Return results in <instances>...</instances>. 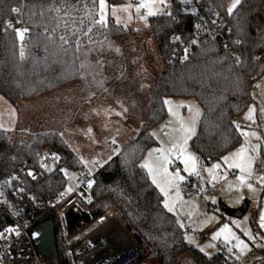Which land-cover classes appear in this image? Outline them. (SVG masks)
Here are the masks:
<instances>
[{
    "label": "trees",
    "instance_id": "16d2710c",
    "mask_svg": "<svg viewBox=\"0 0 264 264\" xmlns=\"http://www.w3.org/2000/svg\"><path fill=\"white\" fill-rule=\"evenodd\" d=\"M197 5L194 15L171 0L166 11L148 18L162 70L153 82L146 128L92 173L91 200H81L85 206L73 204L61 216L50 203L66 186L62 168L77 170L83 164L57 131L30 132L22 141L0 131V182L14 190L8 191L11 208L0 200V232L16 227L30 235L52 220L60 264H69L65 237L114 210L140 248L131 264H178L186 253L202 264H229L224 253L209 257L188 246L178 219L142 167L147 150L157 144L153 128L166 119L169 97L199 103L202 114L191 146L202 163L220 159L243 139L234 120L254 102V84L264 74V69L258 72L264 65V0H241L231 14L229 0H197ZM216 14L222 16L221 26L212 33L208 20ZM99 18V0H0V94L12 104L32 102L83 82L88 61L90 74L105 58L108 42L135 32L113 21L101 27L94 23ZM18 29H27L22 41ZM44 150L55 151L59 160L42 167L38 154ZM256 168L261 169L259 160ZM34 170L38 175L31 178L28 172ZM250 223L258 235L256 212ZM259 250L257 263L264 264V243Z\"/></svg>",
    "mask_w": 264,
    "mask_h": 264
},
{
    "label": "rangeland",
    "instance_id": "374dc122",
    "mask_svg": "<svg viewBox=\"0 0 264 264\" xmlns=\"http://www.w3.org/2000/svg\"><path fill=\"white\" fill-rule=\"evenodd\" d=\"M188 1L190 4L193 2V0ZM104 2L103 11L106 22L109 20L117 22L119 17L122 25L138 29L136 40L130 48L132 51L138 50L140 58L130 61L128 67L130 66L140 76L148 78L149 84H142L140 91L136 89L137 81L130 84L131 87L120 82L122 84L120 87L105 88L98 81L105 82L102 75L96 77L98 79L92 77L91 81L87 82L88 67H90L87 60L88 67L84 70L83 82L68 86L76 85L75 88L61 89L32 102L17 103L23 109V113L19 131L10 134L13 140H25L30 132L54 130L63 137L80 161L91 157L100 158L96 160L103 165L110 160L106 157L102 159L107 149L112 154L111 158L119 152L107 144L111 141L124 144L128 134L130 137L137 134V130L134 129L137 125L136 121L150 109V98L154 88L151 80L159 75L160 55L156 41L148 30V18L151 16H147V13L139 15L131 0H123L117 4H109L108 0ZM232 3L233 0H229L228 8ZM170 4L171 0H164L162 4H153L152 10L159 9L158 13H163ZM125 8L127 11H122ZM145 9L148 12V9ZM191 13H197L194 4H192ZM141 16H147V19H141ZM143 50L149 56H143ZM263 69L264 65L258 72ZM253 97L254 102L234 120L243 135L241 143L220 159L208 164L201 162L191 146V140L197 132L202 114L199 103L194 98H167L166 100L171 102L166 104L167 117L153 128L157 144L147 150L142 161L143 165L149 164L157 181L165 188L167 195L157 187L163 195V204L167 202L172 207V211L165 208L176 216L182 226L188 246L196 248L209 257L219 252L224 253L229 264H258L257 260L261 258L259 248L264 243V228L261 227L260 220L261 215L264 214V182L259 179L264 176V74L258 77L254 84ZM170 107L172 112H169ZM250 110H252L251 119L248 118ZM184 128H194V131L188 133L184 131ZM133 130L135 132L132 133ZM253 132L256 133L255 136L251 135ZM186 136L189 138L185 141ZM254 145L259 147L253 150ZM242 147L247 149L244 158L255 157L251 175L247 171L242 172L240 168L232 166L234 162L240 161V157L233 154ZM224 157H229V160L225 162ZM186 160L188 170H185ZM258 160L260 170L256 168ZM193 164L194 170H192ZM217 164L220 167L213 169V166ZM165 167L168 173L178 174L184 179L169 183L170 177L163 173ZM89 168L92 173L97 169L91 165ZM146 169L149 173L148 168ZM208 169H213V172L210 174ZM62 171L67 178V183L61 192L64 195H60L61 200L55 207L61 216L73 204L85 206V203L81 202L76 195L79 189L77 170L63 167ZM242 176L245 178L243 183L240 179ZM150 178L152 180V175ZM248 185H251V188ZM69 188L72 190L67 191ZM89 190L90 188L87 187L86 191ZM245 201L250 202V207L248 213L241 219L227 217L222 212V204L229 208H238ZM254 212H256V220L261 231L258 235L254 234L250 223ZM40 225L34 228L36 230L33 229L30 235L35 248L41 236ZM221 229L224 231L221 232ZM218 232L220 235L213 239ZM105 234H108V238L114 243L111 245L108 242L114 251L126 247L134 252L138 249L131 259L123 264H131L134 257L140 253L138 245L120 224L117 212L108 210L76 234L65 237V252L69 264H96L97 260L103 257L102 252L109 247L102 243L106 239ZM236 237H239L247 247L243 250L235 247ZM229 248H232L231 252ZM253 250L255 251L252 252ZM38 256L40 264H51L49 257L39 254ZM145 264H159V262L151 261ZM178 264L202 263L193 254L186 253L180 257Z\"/></svg>",
    "mask_w": 264,
    "mask_h": 264
},
{
    "label": "crops",
    "instance_id": "0c3cea01",
    "mask_svg": "<svg viewBox=\"0 0 264 264\" xmlns=\"http://www.w3.org/2000/svg\"><path fill=\"white\" fill-rule=\"evenodd\" d=\"M240 2H241V0H240ZM138 14H139V12H138ZM109 21H113L116 24H118L115 20H109ZM119 25H122V24L119 23ZM122 26H124V25H122ZM124 27H127V26H124ZM128 27L133 28L135 33L134 34L132 33L133 35L129 34L128 36H126L124 38H121V39L107 43L110 45V47H106V49H107V50H105L106 56H105V58L101 57L99 59V60H101L102 63H103V60H106V61L108 60L106 62V64H104L105 68L103 67V64L97 60L99 62V65H98V67H94V66L92 67L94 69L89 74L90 77L88 79V82L91 81L92 77L96 78L99 75H102V77L105 78V80H104V78H103V80L106 83L101 81V80H98V81H99V83H102L105 88H112L114 86L120 87V86H122V84H120V82H124V85L127 84L130 86V84L137 81L138 85H137L136 89H137V91H140L142 84H144V83L149 84L148 78H146L145 76H140L139 74H137V72H134V69L130 68V66L128 67L130 61H132V60L136 61L140 58L139 51L138 50L132 51L130 48V45L133 44L136 40L135 36L137 34L138 29H136L132 26H128ZM132 38H133V40H132ZM142 53H143V56L146 55L145 50H143ZM146 56H149L148 53ZM159 65L160 66L158 67L159 68L158 71L160 74V72L162 70L161 59H160ZM107 75H110V76H107ZM96 79H98V78H96ZM154 81H155V78H152L151 82L153 83ZM75 86L76 85H73L70 87L67 86L64 89L69 90V89L75 88ZM133 89L135 90V88H133ZM144 102H143V104H144ZM22 113H23V109L20 107L19 104L10 103L0 94V131L1 130L6 131L10 134L19 131ZM144 119H145V114L143 117H141L140 120L136 121L137 125H136V127H134V129L137 130V134L134 135V137H130V135L128 134L126 136L127 138H125V140H124V141H126L124 144H120L118 142L111 141L110 144H107V145L110 147L113 146L114 149H117V151L120 152L125 145H127L131 140L136 138L146 128V123H145ZM135 130H133L132 133L135 132ZM107 153H110V150H108V149L106 150V153L103 155L102 159H104L106 157ZM91 159H97L98 160L100 158L91 157V158H88L86 160H82V163L86 164ZM148 262H151V261H148ZM145 263H147V262H145Z\"/></svg>",
    "mask_w": 264,
    "mask_h": 264
},
{
    "label": "built area",
    "instance_id": "2783aa9c",
    "mask_svg": "<svg viewBox=\"0 0 264 264\" xmlns=\"http://www.w3.org/2000/svg\"><path fill=\"white\" fill-rule=\"evenodd\" d=\"M180 2L183 10L187 13H191L192 4L196 6L197 13H198V5L197 0H193L192 4L184 2V0H176ZM144 2L143 0H131L132 5L137 9V7ZM147 13V10L145 8H140L139 15H145ZM196 13V14H197ZM194 14V15H196ZM222 16L220 14L213 15L209 20V30L212 33H217L219 30V27L221 26ZM20 30V29H18ZM111 153L106 154V158L111 157ZM55 157V159H54ZM38 158L40 160L41 166H46L49 162L57 161L59 160V156L57 153L53 150H44L42 153L38 154ZM95 162V163H94ZM29 163V161H26L22 165V168L25 169V166ZM89 165L94 166L95 168H98L101 164L96 159L89 160L88 163L82 164L77 169V183L79 185V189L77 191V196L81 200L90 201V190L86 191L88 187V182L92 181V172L89 169ZM180 165V164H179ZM32 172L33 175H29L31 178H35L38 175V171H29ZM28 172V173H29ZM91 189V188H90ZM8 191H11V193H14L13 189H10V187L5 182H0V200L5 202V205L8 208L12 207V201L8 197ZM59 200H61V197L59 196L55 200H51L50 203H52L55 207L58 206ZM16 215H20L21 211L19 209L15 210ZM8 229H12V231H2L3 235L0 236V260L3 264H40L39 256L36 252V248L33 244V238H31V234L28 235L24 230H20L16 227H11ZM36 230V229H34ZM25 236V238H23Z\"/></svg>",
    "mask_w": 264,
    "mask_h": 264
},
{
    "label": "snow or ice",
    "instance_id": "6c2138e0",
    "mask_svg": "<svg viewBox=\"0 0 264 264\" xmlns=\"http://www.w3.org/2000/svg\"><path fill=\"white\" fill-rule=\"evenodd\" d=\"M184 2L187 3L188 0H184ZM156 3H161V4H162V3H164V0H144V2H142V3L137 7L136 11L139 12V11H140V8H147V9H148L147 16L157 15L158 12H159L160 10H159V9H157L156 11H153V10H152V5H153V4H156ZM239 3H240V0H233L232 5L228 8V12H229V14H231V13L233 12V9H235V7H236ZM99 4H100V9H101L100 18H99L98 20H95L94 23H95V24H99L101 27H105V26H106V21H105V16H104V11H103L104 8H105V2H104V0H99ZM11 11H13V12H18L19 9L13 8V9H11ZM122 11H127V9H126V8H125V9H122ZM113 12H115V9H113ZM147 16H141L140 18L146 20V19H147ZM117 23H118V24L121 23V20H120L119 17H117ZM9 26H11V25H9ZM89 31H91V29H89ZM26 32H27V29L16 30V35H17V36L19 37V39L22 41V40L24 39V34H25ZM177 39H179V38L177 37ZM61 40H64V37H61ZM23 55H24V52H23V49H21V57H22V58H23ZM164 103H165V104H170L171 102L168 101V100H165ZM190 110H191V109H190ZM169 112H172V108H171V107L169 108ZM251 112H252V110H250V112H249V114H248V118H249V119H251ZM198 114H199V113L197 112V115H198ZM193 122H195V121H193ZM183 127H184V126L182 125V128H183ZM184 131H185V132H188V133H192V132L194 131V128H184ZM245 135H247V134H245ZM251 135L255 136L256 133L253 132V133H251ZM188 138H189V137L186 136V137H185V141H186ZM258 139H259V137H258ZM258 147H259V145H254V146H253V150L257 149ZM246 151H247V149L244 148V147H242L241 149L238 150L237 153L233 154L234 156L240 157V161H239V162H234V164H233L232 166L240 168V170H241L242 172L247 171L248 174L251 175L252 163H253L255 157H247V158H244V153H245ZM150 155H151V153H150ZM54 159H55V157H54ZM109 159H111V157H109ZM224 160H225V162H227V161L229 160V157H224ZM94 163H95V162H94ZM185 164H186V169H185V170H188V168H187L188 161H187V160L185 161ZM142 167L148 168L150 175H152V182H153L154 184H156L157 187H159L160 190H161L162 192L165 193V195H167V192L165 191V188L163 187V185H161V184L157 181V179H156V175L153 174V169L149 166V164H148V163H145L144 165H142ZM219 167H220V165L217 164V165H214V166H213V169H215V168H219ZM194 168H195V165L193 164V165H192V170H194ZM213 169H208V171H209L210 174L213 172ZM163 173H164L166 176L170 177V179H169V183H173V182H174L175 180H177V179H179V180H183V179H184V177L179 176L178 174L173 175V174H171V173H168L166 167L163 168ZM28 175L31 176V175H33V173H32V172H29ZM197 175H198V173H197ZM214 178H215V177H214ZM240 179H241V182L243 183L245 178L242 176ZM259 179L261 180V182H264V176L259 177ZM92 184H93V181H89V182H88V187L91 188V187H92ZM248 186H249V188H251V185H248ZM71 190H72V189L69 188L67 191H71ZM61 195L63 196L64 193H61ZM164 206H165L166 208H168L169 211H172V207H171L167 202H165V205H164ZM260 220H261V227L264 228V214L261 215ZM225 227H227V226H225ZM6 231H12V229H7ZM223 231H224V229H221V232H223ZM2 235H3V234L0 233V236H2ZM219 235H220L219 232L216 233V234L213 236V239H216ZM236 241H237V243H236L235 247L240 248L241 250H243V248H246V247H247V245H245L244 242L241 241V240L239 239V237H236ZM201 251H203V249H201ZM229 251L231 252V251H232V248H229Z\"/></svg>",
    "mask_w": 264,
    "mask_h": 264
},
{
    "label": "water",
    "instance_id": "95a60500",
    "mask_svg": "<svg viewBox=\"0 0 264 264\" xmlns=\"http://www.w3.org/2000/svg\"><path fill=\"white\" fill-rule=\"evenodd\" d=\"M250 207V202L245 201L240 207L238 208H229L226 205L222 204L221 209L222 212L230 218H236V219H241L243 218L249 210ZM39 229L41 230V236L38 245L36 246V252L40 256L43 257H49L51 264H60V255L58 251V246L56 242V233L54 229V224L52 220H47L43 222L40 226ZM97 245V244H96ZM190 248H193L189 246ZM137 250L132 251L130 250L129 253H125V251H120L122 252V258L119 259L117 262L113 264H123L136 253ZM108 252L112 253V248H108ZM97 264V263H96Z\"/></svg>",
    "mask_w": 264,
    "mask_h": 264
},
{
    "label": "bare ground",
    "instance_id": "6f19581e",
    "mask_svg": "<svg viewBox=\"0 0 264 264\" xmlns=\"http://www.w3.org/2000/svg\"><path fill=\"white\" fill-rule=\"evenodd\" d=\"M118 230V229H117ZM111 231V230H110ZM112 232V231H111ZM97 233V232H96ZM115 233V232H114ZM104 234V233H103ZM102 235V234H101ZM105 238L104 241H102L103 245L106 244L108 245V242H110L111 245H113L114 243L111 242V240L108 238V234H105ZM108 238V239H107ZM94 239V238H93ZM102 240V239H101ZM109 246V245H108ZM107 246V247H108ZM101 247V246H100ZM110 247V246H109ZM108 247V248H109ZM120 251H125V253H129L130 252V248H123V249H116V251H114L112 249V253L108 252V249H105L104 253L100 259L97 260V264H113L115 262H117L119 259L122 258V255Z\"/></svg>",
    "mask_w": 264,
    "mask_h": 264
}]
</instances>
